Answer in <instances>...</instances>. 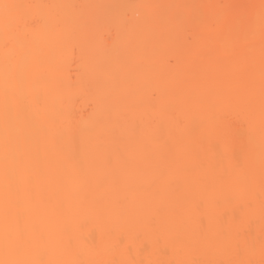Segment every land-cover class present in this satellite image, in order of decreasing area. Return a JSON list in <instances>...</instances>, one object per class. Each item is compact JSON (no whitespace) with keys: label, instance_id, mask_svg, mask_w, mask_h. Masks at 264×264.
I'll return each mask as SVG.
<instances>
[{"label":"bare ground","instance_id":"obj_1","mask_svg":"<svg viewBox=\"0 0 264 264\" xmlns=\"http://www.w3.org/2000/svg\"><path fill=\"white\" fill-rule=\"evenodd\" d=\"M262 17L0 0V264H264Z\"/></svg>","mask_w":264,"mask_h":264},{"label":"snow or ice","instance_id":"obj_2","mask_svg":"<svg viewBox=\"0 0 264 264\" xmlns=\"http://www.w3.org/2000/svg\"><path fill=\"white\" fill-rule=\"evenodd\" d=\"M4 7H9V5H4ZM262 26H264V17H262Z\"/></svg>","mask_w":264,"mask_h":264}]
</instances>
